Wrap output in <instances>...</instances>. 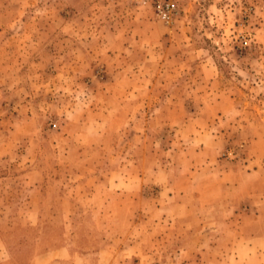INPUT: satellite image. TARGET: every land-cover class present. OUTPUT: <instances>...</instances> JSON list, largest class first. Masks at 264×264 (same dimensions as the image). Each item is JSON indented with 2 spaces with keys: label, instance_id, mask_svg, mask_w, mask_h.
Masks as SVG:
<instances>
[{
  "label": "rangeland",
  "instance_id": "374dc122",
  "mask_svg": "<svg viewBox=\"0 0 264 264\" xmlns=\"http://www.w3.org/2000/svg\"><path fill=\"white\" fill-rule=\"evenodd\" d=\"M0 264H264V0H0Z\"/></svg>",
  "mask_w": 264,
  "mask_h": 264
},
{
  "label": "built area",
  "instance_id": "2783aa9c",
  "mask_svg": "<svg viewBox=\"0 0 264 264\" xmlns=\"http://www.w3.org/2000/svg\"><path fill=\"white\" fill-rule=\"evenodd\" d=\"M186 0H155L158 17L170 24L179 14L181 3Z\"/></svg>",
  "mask_w": 264,
  "mask_h": 264
}]
</instances>
